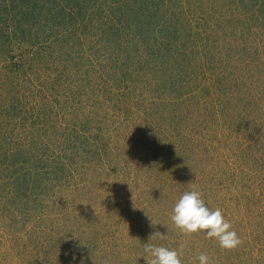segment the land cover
Segmentation results:
<instances>
[{"label":"rangeland","instance_id":"1","mask_svg":"<svg viewBox=\"0 0 264 264\" xmlns=\"http://www.w3.org/2000/svg\"><path fill=\"white\" fill-rule=\"evenodd\" d=\"M176 1L179 41L146 42L163 10L106 31L112 0H0V264H264L263 16ZM193 185L236 249L179 234Z\"/></svg>","mask_w":264,"mask_h":264},{"label":"clouds","instance_id":"2","mask_svg":"<svg viewBox=\"0 0 264 264\" xmlns=\"http://www.w3.org/2000/svg\"><path fill=\"white\" fill-rule=\"evenodd\" d=\"M179 234L190 237L193 234H203L207 239H215L223 250H234L241 243L232 225L225 220L221 209H210L202 199V193L192 186V190L185 192L176 202L170 217ZM164 238L155 232L150 238ZM144 253L149 257L147 264H181L176 250L150 243L143 245ZM199 264H210L208 255L198 256Z\"/></svg>","mask_w":264,"mask_h":264},{"label":"trees","instance_id":"3","mask_svg":"<svg viewBox=\"0 0 264 264\" xmlns=\"http://www.w3.org/2000/svg\"><path fill=\"white\" fill-rule=\"evenodd\" d=\"M112 1H113L112 2L113 6H111V10L113 8L114 17H112L111 15H107V17L111 18L110 21H107V22H109V26H107L108 28L105 27L104 23L101 24V22H100V25L102 26V28H106V31H112V29H115L117 23H121L122 26L128 25L129 18H127V17L129 14L133 15L130 19H137L138 15L139 16H149L151 19L152 17L155 16V14H160L159 13L160 10H163L164 13H161L160 15L162 17H165L168 14L167 19L163 20L162 22L156 20L155 22L158 21L160 23L157 22L156 25H152L153 26L152 29H154V32L153 33L149 32V35H146L144 39L146 42L149 41L151 38L154 40L155 32H159V34H161V36L163 37L164 40H172V41L178 40V33L177 32H179V30H180V28L178 26L180 24H182V22L180 21V19L178 17H176V15H179L182 13H180V12H179V14L175 13V16H173L174 13L170 12L171 10L174 9V7L179 6V5H177L176 0H175V3H173V4H171L172 0H112ZM244 1H248V3L245 4V7H246L245 12L252 10V14L253 13H255V14L259 13L261 16H263L262 20L264 21V0H242V2H244ZM243 6L244 5H242V7ZM258 9H260L259 12H257ZM151 10H153V12H151ZM63 12H64V10H63ZM80 12H81V10H78L77 14H79ZM116 12H118L120 14L119 18L118 17L115 18ZM34 16L35 15L33 13H31V15L29 13L28 16H26V18L28 17L29 22L31 21L33 24H36L37 19H35ZM70 16L73 17V14L70 13ZM70 16L68 15V18ZM71 17H70V20H71ZM99 18H103V17H99ZM86 21L88 22V20H85L84 22H86ZM61 22L64 23L65 21L62 20ZM89 25L90 24H84L83 26L88 28ZM100 25H99V27H100ZM169 26H172L173 30ZM64 30L66 32L67 27H66V29L64 28ZM149 30H151V25L149 26ZM69 33L70 32L67 31V34H69ZM8 34H10V33H8ZM64 35H66V34H64ZM6 36H7L6 38H9L8 35H6ZM49 37H51V35L49 36V35H46V33H45V38L49 39ZM183 46H185V45L183 44ZM184 48L186 49L187 47L185 46ZM118 53L120 54V52H118ZM115 54H116L115 59L120 60V57H119L120 55L119 54L117 55V53H115ZM122 66L123 65H121L120 63L114 64V62H113V68L114 69L122 67ZM259 94H261V93H259ZM261 96H263V95L261 94ZM35 158H36V156H35ZM24 159H25L24 164H27L28 162L26 160L30 159V158H27V156H26ZM4 167H6V166H4ZM36 168H38V167H36ZM36 168L34 167V169H36ZM60 168L63 170L62 166H60ZM33 171L36 172V170H33ZM22 180L26 181V182H30V183L33 182L32 180L28 179V177H24ZM35 188L38 189L39 187L35 186Z\"/></svg>","mask_w":264,"mask_h":264}]
</instances>
